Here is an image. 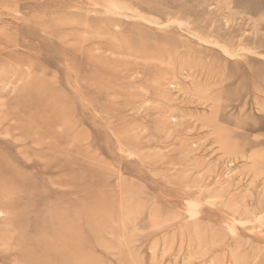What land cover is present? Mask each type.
<instances>
[{"label":"rangeland","instance_id":"374dc122","mask_svg":"<svg viewBox=\"0 0 264 264\" xmlns=\"http://www.w3.org/2000/svg\"><path fill=\"white\" fill-rule=\"evenodd\" d=\"M0 264H264V0H0Z\"/></svg>","mask_w":264,"mask_h":264}]
</instances>
